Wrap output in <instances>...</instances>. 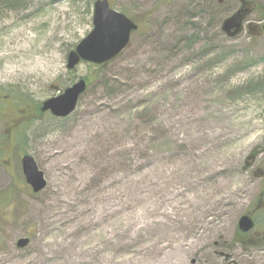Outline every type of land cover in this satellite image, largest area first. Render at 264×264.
<instances>
[{"label":"rangeland","instance_id":"rangeland-1","mask_svg":"<svg viewBox=\"0 0 264 264\" xmlns=\"http://www.w3.org/2000/svg\"><path fill=\"white\" fill-rule=\"evenodd\" d=\"M94 2L0 1V264H264V0L232 38L240 0H110L130 45L70 70ZM79 79L72 115L41 111Z\"/></svg>","mask_w":264,"mask_h":264},{"label":"water","instance_id":"water-1","mask_svg":"<svg viewBox=\"0 0 264 264\" xmlns=\"http://www.w3.org/2000/svg\"><path fill=\"white\" fill-rule=\"evenodd\" d=\"M240 1L241 8L224 20L222 24V29L231 38L243 31L244 22L250 13L246 0ZM218 2L223 3L224 0H218ZM93 11V29L67 56V68L70 70H75V67L82 61L97 65L117 58L130 45L131 36L138 29L137 22L120 10H115L110 4V0H96ZM262 27L264 31V23ZM86 89L87 80L79 79L75 84L66 87L63 93L45 100L41 110L42 112L50 111L52 115L65 118L76 110L79 99ZM22 161L23 173H25L26 181L31 185L34 193L44 190L48 185L47 179L45 173L39 169L34 156L26 154ZM239 220L241 231L250 232L255 226L251 215L244 214ZM30 242L29 237L20 238L17 246L25 248ZM227 258H229L228 255Z\"/></svg>","mask_w":264,"mask_h":264},{"label":"trees","instance_id":"trees-1","mask_svg":"<svg viewBox=\"0 0 264 264\" xmlns=\"http://www.w3.org/2000/svg\"><path fill=\"white\" fill-rule=\"evenodd\" d=\"M3 4H9L11 5L12 7H14V9H16V7H20L22 5H26V4H23L24 3V0H0ZM89 85V84H88Z\"/></svg>","mask_w":264,"mask_h":264},{"label":"flooded vegetation","instance_id":"flooded-vegetation-1","mask_svg":"<svg viewBox=\"0 0 264 264\" xmlns=\"http://www.w3.org/2000/svg\"><path fill=\"white\" fill-rule=\"evenodd\" d=\"M138 23V22H137ZM0 98H2L1 96H0Z\"/></svg>","mask_w":264,"mask_h":264}]
</instances>
